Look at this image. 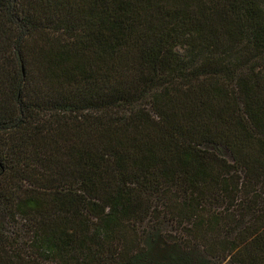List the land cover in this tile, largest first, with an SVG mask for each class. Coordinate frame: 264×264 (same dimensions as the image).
Wrapping results in <instances>:
<instances>
[{
	"label": "trees",
	"instance_id": "trees-1",
	"mask_svg": "<svg viewBox=\"0 0 264 264\" xmlns=\"http://www.w3.org/2000/svg\"><path fill=\"white\" fill-rule=\"evenodd\" d=\"M261 184L264 0H0V264H264Z\"/></svg>",
	"mask_w": 264,
	"mask_h": 264
},
{
	"label": "rangeland",
	"instance_id": "rangeland-1",
	"mask_svg": "<svg viewBox=\"0 0 264 264\" xmlns=\"http://www.w3.org/2000/svg\"><path fill=\"white\" fill-rule=\"evenodd\" d=\"M258 190L261 191L262 196L264 197V184L258 185ZM254 187L252 186L250 188V190H252ZM224 205L218 206V207H209L210 209L214 208L215 210L220 211V209L223 207ZM244 206H241V213H246V211L244 210ZM254 209V208H251ZM252 211V210H251ZM256 211V208H255ZM250 213H247L246 216H249ZM250 219V218H247ZM14 221H9L3 231L5 232L6 236H10L9 239L12 241V243L16 242L17 240H20V234L21 231L19 228L15 227L13 225ZM171 232L174 236H176V238H184L185 237V233L183 229L180 228H176V227H171ZM239 230V228L237 227L234 231H231V234L228 236V238L232 237L233 235H235V233ZM217 237H219L221 234H215ZM227 237L222 236L220 237V239L222 240H229ZM198 247H194L195 250L192 253L193 257L195 258L194 262H202L201 264H238L236 259H229V254H228V249H226L225 245H223L222 247H219L217 249H211L210 253L204 251L201 246L197 245ZM211 246H213L214 248V243L211 244ZM188 252H191L192 249H188ZM24 252H26L27 254H29L30 252H28L27 250H25ZM32 253V252H31ZM21 262H25V261H21ZM35 262H38L37 260Z\"/></svg>",
	"mask_w": 264,
	"mask_h": 264
}]
</instances>
